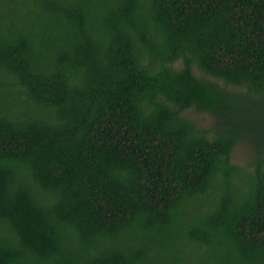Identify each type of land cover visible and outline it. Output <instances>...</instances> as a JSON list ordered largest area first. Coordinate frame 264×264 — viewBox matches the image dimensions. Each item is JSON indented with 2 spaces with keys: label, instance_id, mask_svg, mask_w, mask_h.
<instances>
[{
  "label": "trees",
  "instance_id": "1",
  "mask_svg": "<svg viewBox=\"0 0 264 264\" xmlns=\"http://www.w3.org/2000/svg\"><path fill=\"white\" fill-rule=\"evenodd\" d=\"M0 264H264V0H0Z\"/></svg>",
  "mask_w": 264,
  "mask_h": 264
},
{
  "label": "rangeland",
  "instance_id": "2",
  "mask_svg": "<svg viewBox=\"0 0 264 264\" xmlns=\"http://www.w3.org/2000/svg\"><path fill=\"white\" fill-rule=\"evenodd\" d=\"M199 119H202V121H205L204 116L199 117ZM201 123H204V122H201ZM252 158H253V154L251 150L245 145L241 146V149L237 152V157H236L237 163L244 164L247 161L251 160ZM235 179L238 182L241 181L240 177H236Z\"/></svg>",
  "mask_w": 264,
  "mask_h": 264
}]
</instances>
